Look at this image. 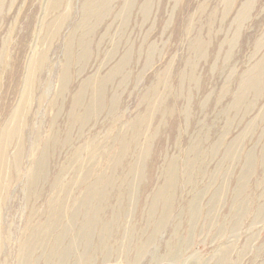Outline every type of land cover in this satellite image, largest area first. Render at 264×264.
Returning <instances> with one entry per match:
<instances>
[{
	"label": "rangeland",
	"instance_id": "obj_1",
	"mask_svg": "<svg viewBox=\"0 0 264 264\" xmlns=\"http://www.w3.org/2000/svg\"><path fill=\"white\" fill-rule=\"evenodd\" d=\"M224 262L264 264V0H0V264Z\"/></svg>",
	"mask_w": 264,
	"mask_h": 264
},
{
	"label": "bare ground",
	"instance_id": "obj_2",
	"mask_svg": "<svg viewBox=\"0 0 264 264\" xmlns=\"http://www.w3.org/2000/svg\"><path fill=\"white\" fill-rule=\"evenodd\" d=\"M231 246V245H230ZM228 247V246H227ZM233 246H231V247H229V248H232ZM224 250V249H223ZM227 250H228V248H227ZM226 250V251H227ZM223 252V251H222ZM225 252V251H224ZM226 254V253H225ZM228 254V253H227ZM224 258H225V256H223ZM23 260L24 261H26V259H23V256L21 257V262H23ZM224 261V260H223ZM223 261H221V262H223ZM224 264H225V262H224Z\"/></svg>",
	"mask_w": 264,
	"mask_h": 264
}]
</instances>
